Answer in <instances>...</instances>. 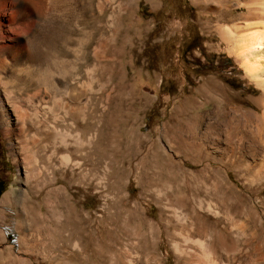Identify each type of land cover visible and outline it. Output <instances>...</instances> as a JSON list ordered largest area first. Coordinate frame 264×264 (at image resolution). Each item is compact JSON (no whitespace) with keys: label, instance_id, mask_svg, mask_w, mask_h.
Wrapping results in <instances>:
<instances>
[{"label":"rangeland","instance_id":"1","mask_svg":"<svg viewBox=\"0 0 264 264\" xmlns=\"http://www.w3.org/2000/svg\"><path fill=\"white\" fill-rule=\"evenodd\" d=\"M251 1L32 0L22 55L54 87L26 133L34 170L0 116V264H264V168L225 139L263 93L222 37L255 19Z\"/></svg>","mask_w":264,"mask_h":264},{"label":"bare ground","instance_id":"2","mask_svg":"<svg viewBox=\"0 0 264 264\" xmlns=\"http://www.w3.org/2000/svg\"><path fill=\"white\" fill-rule=\"evenodd\" d=\"M258 1V8H256L255 13L253 12L255 19L250 23L248 21L244 24L242 23L243 27L236 26L233 29L234 31L225 29L222 37L226 41L235 44L233 52L240 60L241 67H243L249 78L256 82L263 93L257 100H254V108L241 110L239 113L236 112L238 114L236 123L235 116H229L225 110H220L217 114L223 120L228 116L231 117L228 119L227 128H225V139L228 147L235 140V143L239 146L229 149L231 155L235 156L236 149H245L250 158L258 160L256 166L259 167L258 171H260L261 168H264V0ZM32 8V0H27V2L23 0H0V17H5L9 11H12L10 23L15 26V36L13 35L14 37L9 39V45L0 46V116L3 118V125L6 128L10 129L14 125L18 128L20 139L17 140V144L26 155V164L34 170L39 163L38 152L35 148L38 141H35V138L29 140L26 137V133L32 130V125L38 128L42 124L39 114V106L42 104L41 101L37 103L35 101L40 92L38 88L42 89L45 96H49L54 83L39 65L33 64L34 62L28 54L22 55V51L30 47L33 36L32 25H37V22L33 24V22L29 21L32 15ZM24 20H27L28 23H24ZM250 25L255 27L253 30L251 29V33L242 32L243 28H248L247 26L250 27ZM5 56L11 57V64L5 62ZM58 67L60 72L65 70L63 64H59ZM3 72L7 75L4 79L1 76ZM36 76H38V80L35 79ZM224 96L225 94H222V103L225 100L227 101ZM208 100L206 103H209ZM206 103L200 102L194 115L193 134L198 141L199 147L203 145L204 113L212 111V109H205ZM47 136L51 141L53 140V143L55 142L54 137L50 134Z\"/></svg>","mask_w":264,"mask_h":264},{"label":"trees","instance_id":"3","mask_svg":"<svg viewBox=\"0 0 264 264\" xmlns=\"http://www.w3.org/2000/svg\"><path fill=\"white\" fill-rule=\"evenodd\" d=\"M7 185L4 182V180L0 177V198L3 195V193L6 191Z\"/></svg>","mask_w":264,"mask_h":264}]
</instances>
